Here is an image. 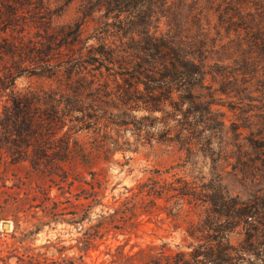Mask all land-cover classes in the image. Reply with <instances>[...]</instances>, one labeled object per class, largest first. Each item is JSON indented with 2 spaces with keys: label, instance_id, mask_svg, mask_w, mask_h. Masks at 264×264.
I'll list each match as a JSON object with an SVG mask.
<instances>
[{
  "label": "rangeland",
  "instance_id": "rangeland-1",
  "mask_svg": "<svg viewBox=\"0 0 264 264\" xmlns=\"http://www.w3.org/2000/svg\"><path fill=\"white\" fill-rule=\"evenodd\" d=\"M6 1L0 0V122L9 123L0 125V264L62 258L64 264L69 258L75 264H145L165 262L178 251L198 260L207 232L214 233V244L223 234L218 228L226 216L219 221L216 210L229 212L236 198L250 202L264 229V61L243 84V96L223 90L208 74L194 86L196 103L183 104L184 121L177 123L170 98L152 99L143 82L128 83L116 68L92 67L80 78L70 73L62 59L77 43L52 50L35 41L46 22L57 33L74 21L79 0H44L42 8L31 0L12 24L6 23L13 17ZM99 14L83 24L84 45L99 44ZM209 25L216 42L235 36L218 25L215 11ZM105 37L118 43L114 32ZM15 96L62 97L53 139L37 133L45 115L16 107ZM74 96L82 110L64 114ZM209 103L213 112L206 111ZM22 116L33 118L31 129ZM180 130L191 140L185 142ZM65 131L71 148L77 138L92 147L90 155L67 153ZM225 226L230 243L239 246L245 234L235 231L242 224Z\"/></svg>",
  "mask_w": 264,
  "mask_h": 264
},
{
  "label": "trees",
  "instance_id": "trees-1",
  "mask_svg": "<svg viewBox=\"0 0 264 264\" xmlns=\"http://www.w3.org/2000/svg\"><path fill=\"white\" fill-rule=\"evenodd\" d=\"M190 1L79 0L80 15L74 21L63 24L57 33L49 31L51 23L45 21L46 26L40 27L37 31L40 39L35 41L52 50H58L62 45L77 43L75 51L62 59L64 67L70 73L77 74L80 78L85 77L83 73L88 72L92 67L116 68L114 72L120 74L123 79H127L128 83L131 82L133 85L139 81L143 82L145 92L152 99L170 98L174 115H178L175 120L177 123H183V104L186 103L189 107L196 103L192 90L198 83H203L208 74L219 81L223 90L243 96L247 89L243 84L253 78L254 72L258 75L259 71H255L254 67L256 70L262 69L258 65L264 61V0H206L210 5L207 9L202 6L203 0ZM43 2L44 0L37 1L36 5L40 7V3L43 4ZM32 3L34 2L31 0H7L3 6L9 8L13 17L9 19L10 21L4 19L2 22L12 24L15 16L19 15L20 9L25 10L31 7ZM97 11H100L97 21L100 20L102 23L98 27L101 32L97 37L99 44L98 46L84 45L86 39L81 37L83 24L87 17L94 18L93 14ZM214 11L217 14L218 25L228 34L232 30L235 34L233 38L223 41L219 37L216 42V38L211 36L209 22ZM41 14L39 10L38 15ZM110 16L113 18L112 21L107 20ZM206 18L208 25H204L203 20ZM161 23L164 24L163 27ZM111 32L116 33L118 37V43H114L113 46L105 37L106 33ZM84 46L86 51L83 50ZM41 52V54L44 53L42 50ZM211 59L212 62H210ZM109 63L112 66H109ZM174 94L177 95V99L174 98ZM19 97L13 98L14 105L35 108V112L41 111L40 114L42 113L45 117L39 118L40 131L37 133L45 135L49 140L53 139L59 128L53 121L62 120L56 114L60 110L62 97H51L50 101L49 99L43 101L33 96H31L32 100L23 101ZM206 108L207 112H213L210 103ZM62 109L64 114L71 116L75 110H82L81 101L78 96H74L63 105ZM50 111L55 112L53 117ZM214 113L217 111L214 110ZM20 119L26 122L23 124L28 125L29 129L32 128L33 118L22 116ZM216 121L224 124L223 119L216 118ZM3 123L6 127L9 125L5 121L0 122V125ZM53 127H57V130L50 133ZM19 130L18 128V133H21ZM180 132L181 130L178 134L180 137L184 136L185 142L191 140V136ZM67 133L69 132L63 133L64 148L67 153L74 149L83 158L90 155L92 147H86L77 138L72 140L74 148H71L69 135L65 136ZM216 212L219 214L217 216L219 221L223 218L222 216H226L218 228L224 231L223 234L217 233L215 244L212 241L214 233L207 232V242L200 245L202 249L197 254H201L202 258L196 257L195 259L198 260L193 258L189 260L184 252L178 251L169 255L165 262L158 259L157 262L145 264H199L198 262L201 264H226V262L260 264L259 261L263 262L264 247L261 245L263 242L261 243L260 238H264V229L260 226L261 222L256 217V211L251 209L250 202L236 198L229 212H224L223 209H218ZM227 223L232 226V229L242 224L241 229L235 231L245 234L239 246H233L230 243L229 235L225 231ZM214 247L217 251L216 259H214ZM231 252L235 253L232 255ZM233 258L235 260L232 261ZM63 260L65 258L60 261L51 259V263L45 262V264H54V262L64 264ZM73 262L72 258L67 259L68 264H75Z\"/></svg>",
  "mask_w": 264,
  "mask_h": 264
},
{
  "label": "water",
  "instance_id": "water-1",
  "mask_svg": "<svg viewBox=\"0 0 264 264\" xmlns=\"http://www.w3.org/2000/svg\"><path fill=\"white\" fill-rule=\"evenodd\" d=\"M5 225L7 224V223H4Z\"/></svg>",
  "mask_w": 264,
  "mask_h": 264
}]
</instances>
